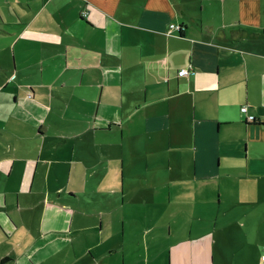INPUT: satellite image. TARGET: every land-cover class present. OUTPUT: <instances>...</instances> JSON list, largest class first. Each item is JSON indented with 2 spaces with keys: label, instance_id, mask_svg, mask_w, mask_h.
<instances>
[{
  "label": "crops",
  "instance_id": "1",
  "mask_svg": "<svg viewBox=\"0 0 264 264\" xmlns=\"http://www.w3.org/2000/svg\"><path fill=\"white\" fill-rule=\"evenodd\" d=\"M203 177L264 264V0H0V264H229Z\"/></svg>",
  "mask_w": 264,
  "mask_h": 264
},
{
  "label": "rangeland",
  "instance_id": "2",
  "mask_svg": "<svg viewBox=\"0 0 264 264\" xmlns=\"http://www.w3.org/2000/svg\"><path fill=\"white\" fill-rule=\"evenodd\" d=\"M188 174L186 173V175ZM187 179L189 181H180L178 187L189 185L192 179L188 176ZM198 184L201 187V194L186 190L184 195H180L186 202L192 205L195 203L196 209H186V217L188 220H181L176 225V231L186 233L212 232L219 237L225 236L224 234L227 231H229V234H238L242 238L245 237L247 255L244 257L229 256V264H243V260L246 257L254 259L257 253L256 244L260 241L259 235L256 225L249 224V219L244 217L243 205L234 200L229 203V198L223 200L222 194V202L218 208H215L213 189H215L216 182L213 179L203 177L202 184L200 182ZM229 204L231 207H229ZM198 216H201L202 220H197ZM246 216L256 218L258 216L257 210L255 208L252 209ZM177 221L179 222V220ZM218 264H227L225 258H219Z\"/></svg>",
  "mask_w": 264,
  "mask_h": 264
},
{
  "label": "built area",
  "instance_id": "3",
  "mask_svg": "<svg viewBox=\"0 0 264 264\" xmlns=\"http://www.w3.org/2000/svg\"><path fill=\"white\" fill-rule=\"evenodd\" d=\"M82 15L85 16L86 15V11H83ZM175 27H177L175 24H170V28H175ZM187 73H188V68H181L177 72V74L179 76L186 75ZM239 110H240V113L244 116L243 119L245 121H247V122H254L255 121V119H256L255 115L249 113L248 106L246 104L241 105ZM261 258H262V260H264V253L262 254Z\"/></svg>",
  "mask_w": 264,
  "mask_h": 264
}]
</instances>
